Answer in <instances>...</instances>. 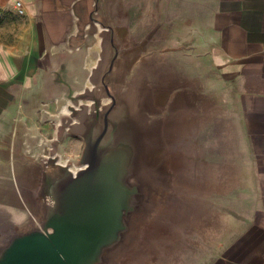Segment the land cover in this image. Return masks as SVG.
<instances>
[{"label":"crops","instance_id":"1","mask_svg":"<svg viewBox=\"0 0 264 264\" xmlns=\"http://www.w3.org/2000/svg\"><path fill=\"white\" fill-rule=\"evenodd\" d=\"M20 1L0 46V251L40 226L45 178L83 167L79 114L111 55L93 15L115 32L114 91L154 122L148 158L209 209L210 258L192 264H264V0Z\"/></svg>","mask_w":264,"mask_h":264},{"label":"water","instance_id":"2","mask_svg":"<svg viewBox=\"0 0 264 264\" xmlns=\"http://www.w3.org/2000/svg\"><path fill=\"white\" fill-rule=\"evenodd\" d=\"M111 51L89 112L78 113L86 125L77 162L83 167L75 173L58 168L45 178L40 226L12 237L0 251V264H97L103 250L119 239L124 210L139 191L128 188L125 177L143 174L152 183L153 177L165 176L161 162L148 158L152 118L140 110L133 92H115L111 85L113 41ZM104 95L110 103H103Z\"/></svg>","mask_w":264,"mask_h":264},{"label":"rangeland","instance_id":"3","mask_svg":"<svg viewBox=\"0 0 264 264\" xmlns=\"http://www.w3.org/2000/svg\"><path fill=\"white\" fill-rule=\"evenodd\" d=\"M23 15L0 5V46L18 39L27 23ZM91 18L108 31L110 54L111 41L118 53L111 23ZM102 101L110 103L105 95ZM167 179V175L157 176L151 183L143 174L125 177L126 186L139 191L132 194L131 205L124 210L119 239L103 250L97 264H192L210 258L214 241L209 235V209L198 207L182 193L171 192ZM194 216L205 223L193 224Z\"/></svg>","mask_w":264,"mask_h":264},{"label":"built area","instance_id":"4","mask_svg":"<svg viewBox=\"0 0 264 264\" xmlns=\"http://www.w3.org/2000/svg\"><path fill=\"white\" fill-rule=\"evenodd\" d=\"M14 9L16 11L17 14L19 15H23L24 14V6L23 3L20 0H16L14 2Z\"/></svg>","mask_w":264,"mask_h":264}]
</instances>
